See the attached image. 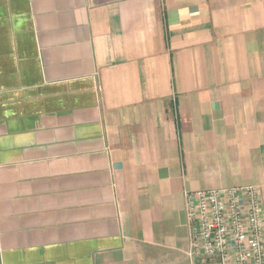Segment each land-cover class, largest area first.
<instances>
[{
  "label": "crops",
  "instance_id": "crops-1",
  "mask_svg": "<svg viewBox=\"0 0 264 264\" xmlns=\"http://www.w3.org/2000/svg\"><path fill=\"white\" fill-rule=\"evenodd\" d=\"M249 184L264 0H0V264H218L186 193Z\"/></svg>",
  "mask_w": 264,
  "mask_h": 264
},
{
  "label": "built area",
  "instance_id": "built-area-1",
  "mask_svg": "<svg viewBox=\"0 0 264 264\" xmlns=\"http://www.w3.org/2000/svg\"><path fill=\"white\" fill-rule=\"evenodd\" d=\"M186 214L193 262L264 264V208L258 185L187 192Z\"/></svg>",
  "mask_w": 264,
  "mask_h": 264
}]
</instances>
